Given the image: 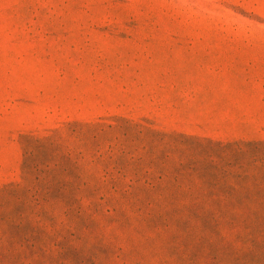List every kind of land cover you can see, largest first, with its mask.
Instances as JSON below:
<instances>
[{"label":"rangeland","instance_id":"rangeland-1","mask_svg":"<svg viewBox=\"0 0 264 264\" xmlns=\"http://www.w3.org/2000/svg\"><path fill=\"white\" fill-rule=\"evenodd\" d=\"M0 264H264V0H0Z\"/></svg>","mask_w":264,"mask_h":264}]
</instances>
